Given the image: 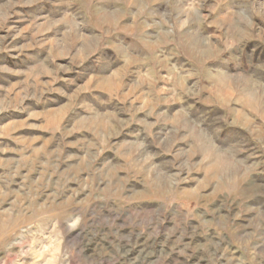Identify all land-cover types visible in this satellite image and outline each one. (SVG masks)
<instances>
[{
  "label": "rangeland",
  "instance_id": "1",
  "mask_svg": "<svg viewBox=\"0 0 264 264\" xmlns=\"http://www.w3.org/2000/svg\"><path fill=\"white\" fill-rule=\"evenodd\" d=\"M0 264H264V0H0Z\"/></svg>",
  "mask_w": 264,
  "mask_h": 264
}]
</instances>
